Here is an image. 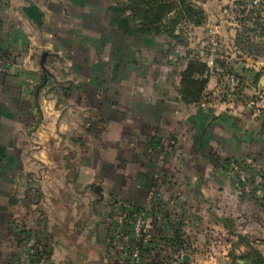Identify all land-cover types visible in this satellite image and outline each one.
Segmentation results:
<instances>
[{
  "label": "crops",
  "instance_id": "0c3cea01",
  "mask_svg": "<svg viewBox=\"0 0 264 264\" xmlns=\"http://www.w3.org/2000/svg\"><path fill=\"white\" fill-rule=\"evenodd\" d=\"M118 1L0 0V264H107L117 201L144 206L153 187L154 212L179 195L190 239L264 242L258 202L224 174L229 158L264 165V109L221 100L208 68L201 100L183 101L180 72L195 53L120 29ZM190 1L204 11L203 40L213 28L221 57L249 62L222 42L250 0ZM247 77L246 93H260Z\"/></svg>",
  "mask_w": 264,
  "mask_h": 264
},
{
  "label": "built area",
  "instance_id": "2783aa9c",
  "mask_svg": "<svg viewBox=\"0 0 264 264\" xmlns=\"http://www.w3.org/2000/svg\"><path fill=\"white\" fill-rule=\"evenodd\" d=\"M243 15L251 14L254 20L264 27V0H250L246 4L238 6ZM207 46L201 49L196 57L199 61L204 62L207 68L217 73L220 78L221 92L219 98L229 102L244 101L250 108L264 109V96L256 93L249 99H245L243 92L244 81L226 63L219 62L223 58L217 52L218 35L215 29L209 31ZM207 50L206 53L203 51ZM170 60H175L174 55L169 56ZM4 57L0 52V67ZM255 67L258 70L264 69V61H256ZM225 176L232 181L233 187L238 195H252L260 206L261 212L264 213V165H259L252 158L237 160L229 158L224 161ZM155 187L150 192V199L144 206H136L131 202L120 200L117 201L115 209L110 216V226L107 237L108 261L107 264H144L148 258L142 257L139 246L147 245L153 238L158 236L163 224V214L167 211L171 218L180 221L182 229L185 232L191 225L189 217L184 216L181 212L178 202L179 195L167 200L166 207L160 212L152 210V204L156 201L158 195ZM185 233V241H186ZM169 250L173 248L169 245ZM191 248V244L190 247ZM30 254V252H28ZM174 254H184L182 248L175 250ZM176 256V255H174ZM177 263L172 258L170 264Z\"/></svg>",
  "mask_w": 264,
  "mask_h": 264
},
{
  "label": "trees",
  "instance_id": "16d2710c",
  "mask_svg": "<svg viewBox=\"0 0 264 264\" xmlns=\"http://www.w3.org/2000/svg\"><path fill=\"white\" fill-rule=\"evenodd\" d=\"M127 11L129 14H126ZM112 12L113 22L122 30L165 35L167 50L178 46L183 39L177 24L185 15L194 25H201L205 17L202 8L195 7L188 0L186 2L182 0L179 4L164 0L118 1ZM186 53L189 54L190 51ZM180 75L178 89L180 98L186 103H198L208 81L206 64L195 57L189 58ZM253 75L256 77L260 73L252 72ZM163 218L159 235L153 236L147 245L139 246L141 256L148 258L144 264H170L171 255L175 250L190 247L188 242L184 243L185 232L181 228V222L173 220L167 211L163 214ZM169 245L173 247L171 251ZM31 255L35 256V253ZM230 264H264V254L259 250L251 249L241 256H233Z\"/></svg>",
  "mask_w": 264,
  "mask_h": 264
},
{
  "label": "rangeland",
  "instance_id": "374dc122",
  "mask_svg": "<svg viewBox=\"0 0 264 264\" xmlns=\"http://www.w3.org/2000/svg\"><path fill=\"white\" fill-rule=\"evenodd\" d=\"M168 2H174V3H181L182 0H164ZM186 2V0H184ZM190 1V0H188ZM191 2V1H190ZM204 12V11H203ZM174 15V13H173ZM172 15V16H173ZM201 16V15H200ZM245 18H243V23H238V26H236L237 32H235L234 26H230L233 28V32H235L234 39H231L228 35V31H225L227 34L226 43L222 42L226 50L230 53L235 50L239 51L243 58L251 59L249 62H246V59L238 60L235 56L229 57V58H221L218 61L222 63H226L230 66V68L244 81L243 86V92L245 95V99H249L251 96H254L255 93H246L245 91V81L247 80L245 76L248 74V79L253 81V84L258 86V89L261 90L259 94H262L264 96V89L259 86L258 81L262 76H264V69L258 71L260 75L258 76H252V72H256L254 69L252 70V67L250 69L251 63L254 64L256 62H252L253 60H260L259 57H264V27L260 25L259 22H257L256 18L253 17L251 14L243 15ZM178 30L181 31V34L183 36V39L180 40V43L178 45V49H183V52H187L188 50L190 53H195L194 57L197 59L196 55H199V51L204 48H208V44L203 39L205 38V33H203L206 29V26L201 25H194L191 20L188 21L186 15L180 20V22L177 24ZM213 29V28H212ZM211 30V29H210ZM209 30V31H210ZM217 33V32H216ZM209 36V35H207ZM196 37V44L191 38ZM177 47V45H176ZM219 47V45H218ZM219 49L217 50V52ZM204 53L207 52V50L203 51ZM186 54V53H185ZM264 59V58H263ZM244 62V63H243ZM241 63L242 66L245 65V70H247V73L244 75L241 74V71H239V67L235 66ZM234 64V65H233ZM262 71V72H261ZM263 73V74H262ZM198 227V225L196 226ZM189 231H185L186 233V241L189 244L191 243V248L184 249V254H188L190 256V261L188 264H230L233 260V256H241L244 253H247L251 249L259 250L262 254H264V242L259 240L258 242L254 243L253 245L249 242L243 243L241 238L239 236H236V234H216L214 236L209 237V242L202 236H197V234L194 235V244L192 239H190V235L188 234ZM196 242L197 245H196ZM213 242V243H211ZM215 242V243H214ZM229 243V247H226ZM172 253V258L177 261L175 264H182V255L181 257L178 256V254ZM176 255V256H174Z\"/></svg>",
  "mask_w": 264,
  "mask_h": 264
},
{
  "label": "water",
  "instance_id": "95a60500",
  "mask_svg": "<svg viewBox=\"0 0 264 264\" xmlns=\"http://www.w3.org/2000/svg\"><path fill=\"white\" fill-rule=\"evenodd\" d=\"M45 58H46V53H43L40 60V65L43 69H44ZM180 200L181 202H185L182 196L180 197ZM181 260H182V264H188L190 261V256L188 254H183Z\"/></svg>",
  "mask_w": 264,
  "mask_h": 264
}]
</instances>
